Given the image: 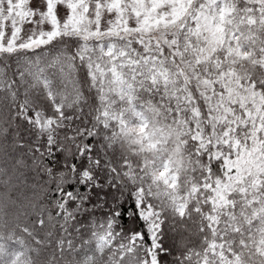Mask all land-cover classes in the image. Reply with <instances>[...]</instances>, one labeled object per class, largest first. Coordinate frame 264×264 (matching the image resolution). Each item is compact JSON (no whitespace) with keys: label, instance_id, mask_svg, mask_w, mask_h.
<instances>
[{"label":"snow or ice","instance_id":"6c2138e0","mask_svg":"<svg viewBox=\"0 0 264 264\" xmlns=\"http://www.w3.org/2000/svg\"><path fill=\"white\" fill-rule=\"evenodd\" d=\"M0 264H264V0H0Z\"/></svg>","mask_w":264,"mask_h":264}]
</instances>
